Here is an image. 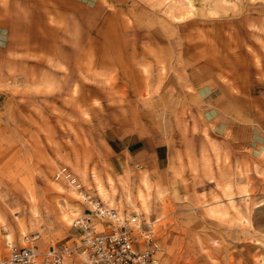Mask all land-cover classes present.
<instances>
[{
	"label": "rangeland",
	"instance_id": "1",
	"mask_svg": "<svg viewBox=\"0 0 264 264\" xmlns=\"http://www.w3.org/2000/svg\"><path fill=\"white\" fill-rule=\"evenodd\" d=\"M263 82L264 0H0V259L69 242L88 196L156 264H264Z\"/></svg>",
	"mask_w": 264,
	"mask_h": 264
},
{
	"label": "built area",
	"instance_id": "2",
	"mask_svg": "<svg viewBox=\"0 0 264 264\" xmlns=\"http://www.w3.org/2000/svg\"><path fill=\"white\" fill-rule=\"evenodd\" d=\"M84 200L87 206L72 220L77 233L69 242L39 250L34 244L37 235H23L18 244L5 239L0 264L157 263L158 246L147 224L134 217L119 218L114 209L88 196Z\"/></svg>",
	"mask_w": 264,
	"mask_h": 264
},
{
	"label": "crops",
	"instance_id": "3",
	"mask_svg": "<svg viewBox=\"0 0 264 264\" xmlns=\"http://www.w3.org/2000/svg\"><path fill=\"white\" fill-rule=\"evenodd\" d=\"M79 1H83L85 4H88V5H95L98 3L99 0H79ZM47 8H49L50 10L56 9L57 4L55 5L51 4V6ZM58 8L63 11L62 12L63 14L67 13L66 12L67 7L65 3L60 4ZM263 85H264V82H263ZM229 109L230 108H228V110ZM206 110L207 111L205 115L209 117V120L212 123L213 131L221 135L227 134V100L222 101L219 95L213 96V98L208 102V108ZM255 123H256V126L259 127L261 131L264 133V117L262 119H257ZM259 128L256 129V131H251L252 139L250 142V148L256 153H260L261 151H264V139L260 137L262 135L259 131ZM16 173H18V169L16 167L15 168L9 167V169L6 170L7 177H8V174L15 175Z\"/></svg>",
	"mask_w": 264,
	"mask_h": 264
},
{
	"label": "bare ground",
	"instance_id": "4",
	"mask_svg": "<svg viewBox=\"0 0 264 264\" xmlns=\"http://www.w3.org/2000/svg\"><path fill=\"white\" fill-rule=\"evenodd\" d=\"M68 176V175H67ZM73 180V179H72ZM74 181V180H73Z\"/></svg>",
	"mask_w": 264,
	"mask_h": 264
}]
</instances>
